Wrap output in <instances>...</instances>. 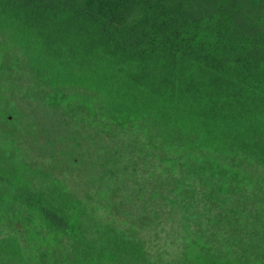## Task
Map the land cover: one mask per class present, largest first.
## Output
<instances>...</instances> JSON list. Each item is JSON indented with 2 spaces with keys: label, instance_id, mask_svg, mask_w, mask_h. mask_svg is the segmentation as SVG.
I'll return each mask as SVG.
<instances>
[{
  "label": "rangeland",
  "instance_id": "1",
  "mask_svg": "<svg viewBox=\"0 0 264 264\" xmlns=\"http://www.w3.org/2000/svg\"><path fill=\"white\" fill-rule=\"evenodd\" d=\"M91 8L0 0V28L160 120L116 125L90 90L26 66L14 74L0 55V161L32 192L71 198L84 264H264V162L180 144L170 127L177 53ZM48 224L0 191V241H18L28 264H77L76 244Z\"/></svg>",
  "mask_w": 264,
  "mask_h": 264
},
{
  "label": "trees",
  "instance_id": "2",
  "mask_svg": "<svg viewBox=\"0 0 264 264\" xmlns=\"http://www.w3.org/2000/svg\"><path fill=\"white\" fill-rule=\"evenodd\" d=\"M67 1L88 11L95 2L99 16L177 53L176 123L170 127L180 144L196 141L226 154L249 150L264 162V0ZM0 35V55L14 74L26 66L40 79L64 77L66 85L90 90L116 125L160 120L17 33L1 27ZM190 69L197 82L188 83ZM208 71L215 72L212 78ZM0 191L74 242L76 263L84 264L85 243L71 218L69 196L51 186L32 192L2 161ZM0 264H28L18 241H0Z\"/></svg>",
  "mask_w": 264,
  "mask_h": 264
}]
</instances>
